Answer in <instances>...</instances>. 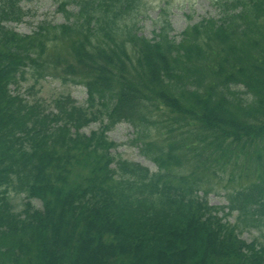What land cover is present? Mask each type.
<instances>
[{"label":"trees","instance_id":"trees-1","mask_svg":"<svg viewBox=\"0 0 264 264\" xmlns=\"http://www.w3.org/2000/svg\"><path fill=\"white\" fill-rule=\"evenodd\" d=\"M18 2L0 5L14 21L23 13ZM140 2L57 0L68 24L43 23L29 37L10 31L11 50H0V264H264V248L223 222L226 208L198 196L211 191L212 174L242 161L247 181L229 195L228 210L247 224L264 219V0L223 3L220 24L191 27L179 43L165 28L154 43L130 31V44L141 46L136 65L114 37L118 19ZM93 36L100 41L91 48ZM66 64L88 87L89 118L67 114L63 99L45 115L39 103L12 95L8 85L20 78L66 79ZM152 111L173 126L167 149L146 141L158 126ZM105 118L111 124L100 133L72 134L71 127ZM123 121L137 129L158 173L125 162L123 179L113 182L115 143L104 135ZM11 190L40 198L44 211L27 201L17 212Z\"/></svg>","mask_w":264,"mask_h":264},{"label":"rangeland","instance_id":"rangeland-1","mask_svg":"<svg viewBox=\"0 0 264 264\" xmlns=\"http://www.w3.org/2000/svg\"><path fill=\"white\" fill-rule=\"evenodd\" d=\"M140 9L133 12V15L125 19V23L128 24V30L131 31L132 27H136V32L140 36H144L148 39H153L154 32L158 31L161 26L166 28L170 36L175 40H181L187 28L194 26L201 22L203 19L220 17V11L217 9V4L222 0H141ZM24 7V11L28 13L25 15V21L22 23H8L7 26L14 29L16 32L23 35H28L35 31V27L43 19L48 18L49 21H53L55 25H62L64 23L63 16H61L56 10V4L54 0H25L21 4ZM217 5V6H216ZM47 19V20H48ZM133 33V31H132ZM159 33V32H157ZM94 38H97L93 36ZM116 42L115 45L119 46L120 40H124L128 43L129 36L126 30L120 25V32L115 34ZM203 38V37H201ZM125 43V42H124ZM68 48H65L62 53L68 52ZM72 61L70 60L71 64ZM64 65L63 75L69 76L65 72V68L69 65ZM71 76V75H70ZM73 78V76H71ZM56 78L42 79L41 83L36 87H32L34 83L32 79L30 82H24L21 87V93H28L32 100L44 102L46 106L49 107L50 111H53L54 106L51 103L54 99L59 97H64L65 95H71L76 104L84 105L86 103L87 94H85V89L74 83L62 84ZM243 92V90H241ZM244 96V95H243ZM158 119V118H157ZM157 127L153 128L157 130L159 128L160 132L165 136L169 135L172 129V125L166 122V119L160 117L157 122ZM99 123H93L89 125L84 130V133L90 134L92 131H97L100 128ZM157 128V129H156ZM152 137L160 138L161 136H156L155 132H152ZM108 139L114 142L118 147L113 149L112 154L117 158L122 160H127L134 163H139L145 168L149 169L152 173L157 172L155 164L146 159L136 146L134 141V129L126 123L119 124L112 131L107 133ZM135 142V143H134ZM116 167V164L112 168ZM237 172L231 174V170L226 176L217 175L213 181L215 190L217 193H212L208 197V201L213 206H227L229 201L227 198L228 192L233 189L239 188L240 178L238 173L242 174L246 166L243 162L238 163V166H234ZM10 199L15 210L21 212L24 208L25 198L21 195H17L15 192L11 193ZM34 205L38 208H42L40 201L36 200ZM244 215L237 212L230 213L225 220L231 224H238L240 226L239 235L248 243L253 242V240H258V242L264 245V220L261 221V226L246 225ZM241 231V232H240Z\"/></svg>","mask_w":264,"mask_h":264}]
</instances>
